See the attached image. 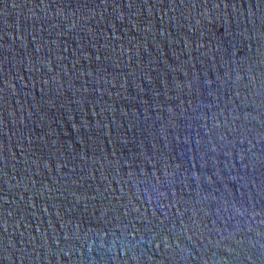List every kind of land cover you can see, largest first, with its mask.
Here are the masks:
<instances>
[{
	"label": "water",
	"instance_id": "water-1",
	"mask_svg": "<svg viewBox=\"0 0 264 264\" xmlns=\"http://www.w3.org/2000/svg\"><path fill=\"white\" fill-rule=\"evenodd\" d=\"M0 264H264V0H0Z\"/></svg>",
	"mask_w": 264,
	"mask_h": 264
}]
</instances>
